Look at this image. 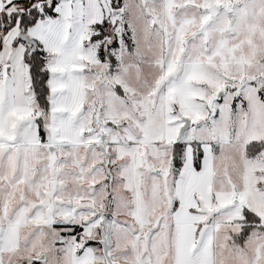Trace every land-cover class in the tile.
<instances>
[{
	"label": "snow or ice",
	"instance_id": "snow-or-ice-1",
	"mask_svg": "<svg viewBox=\"0 0 264 264\" xmlns=\"http://www.w3.org/2000/svg\"><path fill=\"white\" fill-rule=\"evenodd\" d=\"M0 264H264V0H0Z\"/></svg>",
	"mask_w": 264,
	"mask_h": 264
}]
</instances>
